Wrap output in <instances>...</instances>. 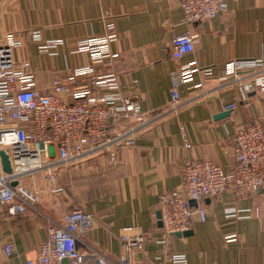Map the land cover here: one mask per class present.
Returning <instances> with one entry per match:
<instances>
[{
  "label": "crops",
  "instance_id": "obj_1",
  "mask_svg": "<svg viewBox=\"0 0 264 264\" xmlns=\"http://www.w3.org/2000/svg\"><path fill=\"white\" fill-rule=\"evenodd\" d=\"M227 2L225 11L191 25L197 34L195 49L176 59L172 39L185 29L179 24V0H1V35L13 32L21 40L15 58L31 63L39 91L48 92L57 75L90 63L87 53L74 52L78 40L101 35L106 23L113 22L117 36L111 47L118 57L99 71L114 70L124 94L140 96L143 110L161 114L136 132L133 144L57 166L53 184L61 186L60 191L52 190L44 174L35 189L28 177L22 178L27 189H37L36 200L23 214H9L7 205L0 204V264L35 259L48 223L61 222L75 207L94 217L80 245L100 250L109 264L119 262L120 236L137 233L144 235L140 256L145 260L185 252L189 264H264V197L239 195L231 187L217 197L202 198L206 218L195 213L190 233L158 242L159 196L182 190L186 161L211 159L228 169L234 161L236 130L256 120L264 123V92L251 85L249 77L242 86L236 84L224 70L228 60L264 56V0ZM34 29L46 39L65 42L55 54L41 52L30 36ZM191 60L211 66L213 79L204 81L203 73L196 72L192 82L180 87V104L167 109L172 73ZM201 81L202 86H194ZM233 99L236 108L227 110L225 102ZM132 121L111 122L107 132L114 134ZM228 207L241 211L227 216ZM8 242L15 247L11 254L5 252Z\"/></svg>",
  "mask_w": 264,
  "mask_h": 264
},
{
  "label": "built area",
  "instance_id": "obj_2",
  "mask_svg": "<svg viewBox=\"0 0 264 264\" xmlns=\"http://www.w3.org/2000/svg\"><path fill=\"white\" fill-rule=\"evenodd\" d=\"M182 17L179 24L185 29L172 39L173 56L182 59L195 49L197 34L191 25L208 20L225 11L227 0H179ZM41 52L55 54L64 40L46 39L39 29L30 33ZM117 36L113 22H107L101 35L80 39L74 52L87 53L90 63L70 68L65 76L57 75L48 92L36 88L35 74L27 60L18 62L15 51L22 42L13 33L0 38V150L9 157L11 172L3 169L0 155V204L7 205L9 214L27 212L28 204L36 195L20 183L24 177L37 173L46 177L53 191L57 166L81 162L94 154L121 145H131L136 132L150 124L161 113L145 111L141 98L124 94L119 76L114 70L99 71L118 57L111 47ZM258 68L259 71L254 69ZM225 75L238 85L249 77L250 84L264 92V56L235 58L225 62ZM202 72L204 81L212 80L211 66L201 67L196 60L185 62L172 73L170 98L167 109L181 102L180 87L194 80ZM78 80L83 83L77 84ZM197 82L194 86H202ZM236 100L225 102L227 110L236 108ZM133 120L128 126L109 135L111 122ZM184 132V130H182ZM190 142L184 134V146ZM17 183L13 185L12 183ZM228 187L239 195L264 197V123L256 120L235 132L233 165L225 169L211 159H189L183 168L182 190L166 191L159 196L162 236L158 242L166 243L170 236L192 227L194 215L206 218V208L199 203L204 197H217ZM243 210V209H242ZM241 209L226 208L227 216H236ZM246 211V210H244ZM93 214L75 207L64 213L61 222L47 225V236L40 244L35 259L28 264H109L110 260L94 247H82L81 237L91 231ZM228 240L235 236H227ZM122 251L118 264H189L185 252H173L145 260L144 235L122 234ZM15 250L13 242L5 245L6 254Z\"/></svg>",
  "mask_w": 264,
  "mask_h": 264
},
{
  "label": "water",
  "instance_id": "obj_3",
  "mask_svg": "<svg viewBox=\"0 0 264 264\" xmlns=\"http://www.w3.org/2000/svg\"><path fill=\"white\" fill-rule=\"evenodd\" d=\"M0 2H1V0H0ZM0 38H1V31H0ZM0 155H1L2 165H3L4 171L11 172L12 171V167L10 165V161H9L8 155L3 150H0ZM16 183L17 182L14 181L12 184L15 185ZM160 216H161V214H160V211H159L158 212V218L159 219H160ZM160 221H161V219H160ZM161 224H162V221H161ZM187 233H190V230H187V231H185L183 233H177V235H182V234H187ZM63 264H68V260L67 259H64L63 260Z\"/></svg>",
  "mask_w": 264,
  "mask_h": 264
},
{
  "label": "rangeland",
  "instance_id": "obj_4",
  "mask_svg": "<svg viewBox=\"0 0 264 264\" xmlns=\"http://www.w3.org/2000/svg\"><path fill=\"white\" fill-rule=\"evenodd\" d=\"M27 180H29L31 183H33L34 187L32 186V188H34V189H35V187L39 188L40 187V183H41L40 182L41 175H40V173H37L34 176L28 177ZM35 191H37V189ZM35 191L34 192L32 191V192L37 196V193Z\"/></svg>",
  "mask_w": 264,
  "mask_h": 264
}]
</instances>
